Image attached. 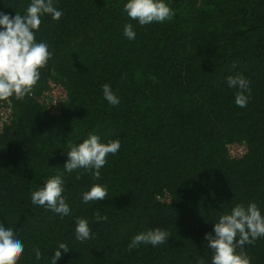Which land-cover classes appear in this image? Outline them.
Returning a JSON list of instances; mask_svg holds the SVG:
<instances>
[{
    "label": "trees",
    "instance_id": "trees-1",
    "mask_svg": "<svg viewBox=\"0 0 264 264\" xmlns=\"http://www.w3.org/2000/svg\"><path fill=\"white\" fill-rule=\"evenodd\" d=\"M126 0H58L59 20H42L37 41L52 52L23 100H0V222L25 244L17 264H211L205 234L237 203L256 202L264 214V0H168L175 15L140 26L123 12ZM29 0H0V11L23 14ZM136 38L128 40L124 25ZM251 84L246 107L235 104L227 77ZM57 83L66 96L48 101ZM110 83L120 104L103 99ZM3 108L10 110L4 119ZM90 133L119 140L95 180L83 169L64 173L71 215L33 205L31 191L64 172L67 151ZM244 145L240 154L231 145ZM94 183L101 201L82 202ZM107 216L97 222L96 213ZM93 237L75 238V218ZM149 228L167 230L161 245L128 249ZM264 264V237L243 249Z\"/></svg>",
    "mask_w": 264,
    "mask_h": 264
},
{
    "label": "clouds",
    "instance_id": "clouds-1",
    "mask_svg": "<svg viewBox=\"0 0 264 264\" xmlns=\"http://www.w3.org/2000/svg\"><path fill=\"white\" fill-rule=\"evenodd\" d=\"M58 0H29L23 14L16 12L14 16L0 11V100L15 97L23 100L30 95L33 87L40 79V69L43 68L52 52L46 41H37L42 20L50 16L59 20L63 10L57 7ZM123 12L129 20L138 22L140 26L153 22L163 23L175 15L168 0H126ZM123 35L128 40L136 38L132 23L124 25ZM251 82L243 75L227 77V85L235 90V104L246 107L251 98ZM103 99L111 106L120 104V98L114 93L110 83L102 85ZM121 147L120 141L103 142L94 133H90L80 143H74L67 151L68 159L63 165L64 172L47 177L41 186L31 191V203L45 208L61 218L71 215V207L65 191L64 173L71 174L83 169L95 180L101 177V169L107 163L109 154L115 155ZM107 187L100 183L92 184L81 194L82 202L104 200ZM107 216L95 215L97 222L106 221ZM75 238L86 241L93 237L90 221L83 217L75 218ZM170 233L161 228H149L134 235L128 244L131 251L141 244L156 247L164 244ZM264 237V214L256 202L248 204L237 203L230 212L220 215L213 223L211 232L205 234L207 247L213 250L211 264H251V258L243 251L237 252V247L253 244ZM37 264L44 259L39 247H34ZM68 245L59 242L54 250L50 264H58L63 253L69 252ZM25 252V244L16 227L6 226L0 222V264H17Z\"/></svg>",
    "mask_w": 264,
    "mask_h": 264
},
{
    "label": "built area",
    "instance_id": "built-area-1",
    "mask_svg": "<svg viewBox=\"0 0 264 264\" xmlns=\"http://www.w3.org/2000/svg\"><path fill=\"white\" fill-rule=\"evenodd\" d=\"M48 96L51 97L48 98V101H50V103L54 106H58L60 105V101H63L65 99L66 96V91L64 89V87L60 84L54 83L51 85V88L48 90ZM2 113L4 114V119H6V117L9 116L10 110L8 108H3ZM242 150L241 152L244 150V145H242ZM230 152L235 155V154H240V153H233L231 150Z\"/></svg>",
    "mask_w": 264,
    "mask_h": 264
},
{
    "label": "rangeland",
    "instance_id": "rangeland-1",
    "mask_svg": "<svg viewBox=\"0 0 264 264\" xmlns=\"http://www.w3.org/2000/svg\"><path fill=\"white\" fill-rule=\"evenodd\" d=\"M242 145H240V144H238V145H231V151L233 152V153H240L241 152V150H242Z\"/></svg>",
    "mask_w": 264,
    "mask_h": 264
}]
</instances>
